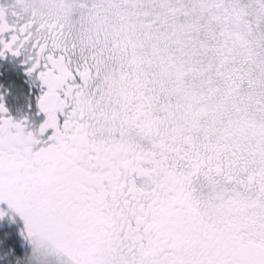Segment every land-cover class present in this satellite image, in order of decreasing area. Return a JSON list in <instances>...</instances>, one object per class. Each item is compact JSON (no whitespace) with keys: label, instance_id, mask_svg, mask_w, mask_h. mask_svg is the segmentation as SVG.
Wrapping results in <instances>:
<instances>
[{"label":"snow or ice","instance_id":"6c2138e0","mask_svg":"<svg viewBox=\"0 0 264 264\" xmlns=\"http://www.w3.org/2000/svg\"><path fill=\"white\" fill-rule=\"evenodd\" d=\"M0 264H264V0H0Z\"/></svg>","mask_w":264,"mask_h":264}]
</instances>
